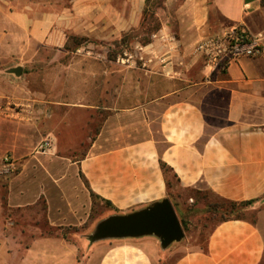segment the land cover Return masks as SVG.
<instances>
[{"label": "crops", "instance_id": "obj_1", "mask_svg": "<svg viewBox=\"0 0 264 264\" xmlns=\"http://www.w3.org/2000/svg\"><path fill=\"white\" fill-rule=\"evenodd\" d=\"M73 2L81 34L96 39L118 40L144 20L146 0ZM51 3H0V166L5 157L18 165L7 180V208L43 205L49 228H81L91 220L92 193L113 214L170 198L162 161L189 201L201 186L231 201L264 198V54L212 72L195 51L230 25L260 35L264 49V0H165L156 13L161 28L149 44H136L144 61L47 68L44 89L25 70L9 71L22 67L23 40L64 47L59 33L71 17L56 16ZM144 238L101 241L94 250L110 248L96 261L152 264L143 246L160 243ZM208 246V254L194 251L174 264L264 261L259 221L222 223Z\"/></svg>", "mask_w": 264, "mask_h": 264}, {"label": "rangeland", "instance_id": "obj_2", "mask_svg": "<svg viewBox=\"0 0 264 264\" xmlns=\"http://www.w3.org/2000/svg\"><path fill=\"white\" fill-rule=\"evenodd\" d=\"M43 1L45 0H0V3H11L14 7L23 8L26 4ZM50 1L56 16L71 17V28L59 33V41H64V47L60 45L48 47L33 41L27 43L23 40L25 49L23 48L19 59L20 65L26 71L27 80L44 89L48 75L47 68L61 70L63 66L68 65H108V60L115 61L124 50L135 51L137 42H144L150 36L149 27L150 31L155 29V25L161 28V22L156 13L159 8L164 7L165 2V0H149V9L155 14V20L152 21L148 16L143 27L141 25L124 34L120 39L111 41L96 39L90 34H81L82 25L80 27V24L82 23L78 15L80 10L74 8L76 2L73 0ZM28 12L32 11L28 10ZM104 29L106 31L108 27ZM59 76L61 78L62 74L60 73ZM77 156H82V154ZM7 185V180H0V264H98L96 259L103 257L109 250L110 246H106V249L94 250L96 247H101L97 246L101 243L90 246L87 238L101 220L116 214L112 213L110 207L97 200L90 223L84 227L77 228V230L74 228L53 229L47 226L43 205H39L34 211H15L7 208L5 202ZM201 187L202 193H206L208 197V202L216 200L206 188ZM170 194L179 208H188L195 212L190 217L189 231H185L186 238L182 242L173 244L167 250H162L161 244L159 249L154 245H142L152 254V264H174L189 253L200 252L217 224L216 220H209L207 215L197 212L204 205L202 201L196 202L197 195L192 194L193 201H189L187 195L179 197L181 192L176 188H172ZM246 218L250 221H259L264 233V202L248 209ZM140 239L142 238L134 240ZM144 239L148 238L143 237L142 240ZM134 240L127 241L137 243L133 242ZM201 240L203 245L200 243ZM135 246L142 247L141 245ZM72 251L73 253L77 251V255L71 257L70 252Z\"/></svg>", "mask_w": 264, "mask_h": 264}, {"label": "water", "instance_id": "obj_3", "mask_svg": "<svg viewBox=\"0 0 264 264\" xmlns=\"http://www.w3.org/2000/svg\"><path fill=\"white\" fill-rule=\"evenodd\" d=\"M23 71V67L19 66L9 72L21 77ZM143 237L157 238L162 250H167L186 238V232L169 197L133 212L114 214L101 220L87 239L92 246L106 240Z\"/></svg>", "mask_w": 264, "mask_h": 264}, {"label": "built area", "instance_id": "obj_4", "mask_svg": "<svg viewBox=\"0 0 264 264\" xmlns=\"http://www.w3.org/2000/svg\"><path fill=\"white\" fill-rule=\"evenodd\" d=\"M142 51L141 46H136L135 51L124 50L115 61L119 64H138L144 61ZM195 51L204 58L205 66L212 72L225 71L241 57L257 58L264 54L261 36L242 25H230L220 33L202 39ZM48 145V142L43 143L41 149L45 150ZM17 171V163L11 157H5L0 166V179L9 180Z\"/></svg>", "mask_w": 264, "mask_h": 264}, {"label": "trees", "instance_id": "obj_5", "mask_svg": "<svg viewBox=\"0 0 264 264\" xmlns=\"http://www.w3.org/2000/svg\"><path fill=\"white\" fill-rule=\"evenodd\" d=\"M143 15H144V20L142 22V27L144 26L145 21L147 20L148 16L150 17V19L152 21L155 20V14L150 12V9H149V0H146V5H145ZM159 29H160L159 25L158 26L155 25V29L153 31H150V27H149L148 30H149V33H151V34L148 37V39L145 40L144 42H141V44L142 45L149 44L152 41L151 38H152L153 33L155 34ZM110 57L111 56H109V58ZM161 168H162V171H163L165 179H166V183H167V187H168V191H169V196L174 203L173 197L170 194V190L172 188H176L177 191L181 192L178 176L173 172L172 168H170L163 161L161 162ZM207 191H209L216 198V200L208 202V197H207L206 193H202L201 190L196 191L197 192L196 202L199 203V201H202L204 203L203 207L200 210H198L197 212L202 213L204 215H207L209 220H216L217 221L216 227L218 225L225 223V222H228V221H249L246 218L247 210L254 207L258 203L264 202V198L253 199V200H248V201H231V200H227V199H224V198L216 195L215 193H213L210 190H207ZM92 196H93V200H94V204H95L96 201L98 200V197L94 193H92ZM179 197H182V196L180 195ZM103 204L112 208V205L110 202H104ZM174 207H176L175 209L179 215V218H180V221L182 223L184 230L186 232H188L189 227H190V221L189 220L195 211H192V209H188V208H179V206L175 203H174ZM132 211H134V210H131L130 212H132ZM115 212H116V214H121V212L118 210H115ZM62 229L63 228H58V230H62ZM74 229L77 230V228H74ZM211 234H210V236H211ZM210 236H209V238H210ZM64 238H66V237L64 236ZM209 238L207 239L205 247H202L200 249V252H202L204 254H208V252H209V246H208ZM200 243H202V245H203L202 240ZM262 264H264V261Z\"/></svg>", "mask_w": 264, "mask_h": 264}]
</instances>
